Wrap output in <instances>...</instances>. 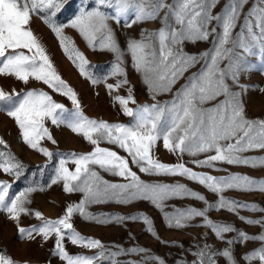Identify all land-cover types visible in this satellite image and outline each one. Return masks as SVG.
I'll use <instances>...</instances> for the list:
<instances>
[{"label":"snow or ice","instance_id":"1","mask_svg":"<svg viewBox=\"0 0 264 264\" xmlns=\"http://www.w3.org/2000/svg\"><path fill=\"white\" fill-rule=\"evenodd\" d=\"M63 3L64 0H0V75L14 77L25 84L30 79L42 82L67 97L73 105L70 111L43 90L10 94L0 89V106L15 120L23 142L51 157L52 153L40 146L45 138L56 143L45 126V122L50 120L54 125L67 126L93 145L92 151L79 155L70 153L69 158L59 162L52 183L62 182L65 193L79 192L83 199L78 204L68 205L65 214L58 219H45L41 212L36 211L34 215L42 223L31 228L20 227L21 214H29L26 205L31 202L29 196L35 189L28 188L9 200L11 185L0 182V211L7 212L8 217L17 223L19 236L29 240L40 236L44 241L54 237V254L66 264H97L105 259H109L110 264H118L114 258L125 254V251L121 249L106 256L101 241L76 231L71 222L75 213L86 219H96L98 223L142 219L147 230L156 236L147 215L98 219L87 212V206L110 201L118 204L149 201L163 210L168 200L190 197L203 202L205 207L165 213L168 226L187 227L189 221L200 217L202 226L208 227L221 240L225 233L237 229L227 223L213 222L209 219L210 211L236 213L239 208H246L264 213V208L255 203L244 204L224 195L228 190L264 192V179L238 173L215 176L195 171L183 162L163 163L153 155L154 146L162 140L165 149L180 157L188 154L195 158L204 154L203 159L192 161L198 167L219 170L218 164H227L264 168V156L248 155L253 150H264V119L249 118L241 93L234 90V86L244 88L238 81L241 72L250 67L249 58L259 56L264 60V0H96L95 7H82L69 25L58 26L51 17L61 10ZM217 7L219 11H215ZM43 13L48 14L44 22L56 34L65 55L83 76L89 75L88 61L75 42L64 35V27L77 30L93 50L98 46L100 50L114 53L116 63L112 74L125 76L123 53L111 22L119 24L123 21L125 27H131L132 24L159 21L161 27L158 30L142 32L140 39H130L127 43L134 67L143 75V82L154 102L129 107V104H136L129 89L127 97H115L123 113L132 118L129 124H113L85 116L76 92L58 74L30 28L32 16ZM197 42H207L210 47L197 55L185 51L186 43ZM181 79L184 83L176 88ZM93 83L97 81L93 80ZM126 83L125 78L107 87L111 92ZM163 93H171L172 99L161 103L157 96ZM101 141L116 145L127 153V157L100 147ZM0 145L7 147L3 139H0ZM129 158L140 173L184 177L215 194L217 201L209 202L205 195L184 183L146 182L132 170ZM69 163L74 165V170L67 166ZM23 167L11 153L0 152V169L5 173L18 178ZM97 168L121 177L125 182H109ZM239 218L247 224H258L264 228V219ZM239 237L242 241L261 242L262 246L246 254L244 259L249 264L253 260L264 264V232L255 236L239 232ZM66 238L73 245L99 251L94 256L70 255L64 245ZM226 243L230 245L233 241ZM128 251L146 250L134 248ZM216 255L210 245L198 246L191 264H216ZM219 255L225 257L228 264H237L229 248ZM155 259L164 264L163 260ZM0 264H15V261L0 253ZM129 264L142 262L129 261Z\"/></svg>","mask_w":264,"mask_h":264},{"label":"rangeland","instance_id":"2","mask_svg":"<svg viewBox=\"0 0 264 264\" xmlns=\"http://www.w3.org/2000/svg\"><path fill=\"white\" fill-rule=\"evenodd\" d=\"M95 6L96 0H64L61 10L51 19L58 26L69 25L76 15L79 14L82 7L90 9ZM219 10V7H217L215 11ZM47 15V13L34 14L30 28L45 48L58 74L76 92L81 110L85 116L113 124H129L132 118L123 113L121 106L115 100L116 96L127 97L129 89H131V94L136 100V104H129V107L135 108L137 105L154 102L148 86L143 82V75L134 67L131 53L127 50V43L130 39H140L142 32L150 33L158 30L161 27L159 21L132 24L131 27H125L123 21L119 24L111 22L115 38L123 53L122 67L124 68L125 76L112 74L113 66L116 63V55L114 53L100 50L98 46L93 50L83 37L79 35L77 30L71 27H64V35L75 42V46L84 54L88 61L87 71L89 75L83 76L76 65L65 55L56 34L44 22ZM209 47L210 44L207 42L186 43L185 51L197 55ZM249 64L250 67L241 72L238 81V84L244 86V88L234 86V90L241 93L240 98L249 118L264 119V60H261L259 56L250 57ZM125 78L127 79L126 84L110 92L107 87L108 84H116ZM93 80H96L97 83H93ZM183 83L184 80L181 79L175 87L178 88ZM0 89L10 94L13 92L23 94L33 89L43 90L48 92L56 102L63 104L70 111L73 110L71 100L54 92L42 82L30 79L25 84L14 77L0 75ZM15 99H18V97H15ZM171 99V93H163L157 96V100L161 101V103ZM45 126L56 143H52L51 140L45 138L41 140L40 146L47 148L52 153L51 157H47L26 145L15 120L8 116L7 111L0 106V139H3L7 146L0 145V152L11 153L24 166L18 178L0 169V182H6L11 185L8 195L9 200L28 188L35 189L29 196L31 202L26 205L30 210L29 214H21L20 217L19 226L24 228H31L33 225L39 226L42 223L34 215L36 211L41 212L45 219H58L65 214L68 205L78 204L83 199L82 193H65L62 182L53 184L52 181L55 179L56 169L59 167L61 159L69 158L70 153L77 155L86 154L93 150V145L81 135L73 133L70 128L63 124L57 126L48 120L45 122ZM100 147L109 148L117 151L119 155L127 157V153L124 150L106 141H101ZM153 155L163 163L176 164L183 162L195 171L208 172L215 176L238 173L251 176L254 179H264V168L227 164H218L217 168L219 170L198 167L192 161L194 159H203L204 154H200V156L195 158L188 154L180 157L165 149L162 140L158 141L154 146ZM248 155L264 156V150H253ZM67 166L74 170L73 164L69 163ZM130 167L146 182L184 183L189 188L205 195L209 202L215 203L217 201L215 194L208 192L203 186L184 177L148 176L140 173L138 168L132 165L131 162ZM97 170L109 182H125L121 177L113 176L98 168ZM224 195L229 199L244 204L255 203L260 208H264V192L228 190ZM189 207L203 208L205 205L201 201L185 197L166 201L163 210L156 208L149 201H135L131 204H118L110 201L87 206V212L98 219L115 216L147 215L152 221L156 236L147 230V225L142 219H128L120 223L114 220L108 223H98L96 219H86L79 213H75L71 222L76 231L83 236L101 241L105 246L106 256L110 252L123 249L125 254L114 258L118 264H129V261L142 262V264H159V261L155 258L163 260L164 264H185V262L191 264V261L195 259L193 253L198 246L202 247L204 244L210 245L217 252L214 257L216 264H228L227 259L219 255L225 248H229L232 251L237 264H249V261L244 259L245 255L262 246L260 241H242L240 239L239 232L255 236L264 232V228L258 224H247L239 217L243 216L246 219L260 220L264 219V213L250 211L246 208H239L236 213L227 210L210 211L209 219L213 222L227 223L237 229L235 232L225 233L224 239L221 240L217 239L208 227L202 226L203 219L200 217L189 221V226L187 227L176 228L168 226L165 213H174L177 209L185 210ZM228 240H232L233 243L227 244L226 241ZM64 245L70 255L94 256L99 251L98 249L73 245L67 238L64 241ZM54 247V237L47 241H44L40 236H36L35 239L31 240L22 239L18 233L17 223L8 217L7 212L0 211V253L12 258L15 264H66L58 255L54 254ZM134 248H143L146 251H128ZM97 264H110V260L98 261ZM251 264H260V261L253 260Z\"/></svg>","mask_w":264,"mask_h":264}]
</instances>
